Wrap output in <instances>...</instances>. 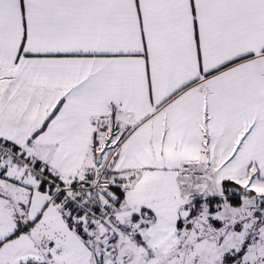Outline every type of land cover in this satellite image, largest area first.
I'll return each instance as SVG.
<instances>
[{
  "label": "snow or ice",
  "instance_id": "obj_1",
  "mask_svg": "<svg viewBox=\"0 0 264 264\" xmlns=\"http://www.w3.org/2000/svg\"><path fill=\"white\" fill-rule=\"evenodd\" d=\"M0 264H264V0H0Z\"/></svg>",
  "mask_w": 264,
  "mask_h": 264
}]
</instances>
